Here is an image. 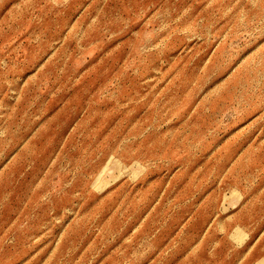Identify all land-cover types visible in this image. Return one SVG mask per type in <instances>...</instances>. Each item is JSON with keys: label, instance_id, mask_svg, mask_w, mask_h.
I'll return each instance as SVG.
<instances>
[{"label": "rangeland", "instance_id": "374dc122", "mask_svg": "<svg viewBox=\"0 0 264 264\" xmlns=\"http://www.w3.org/2000/svg\"><path fill=\"white\" fill-rule=\"evenodd\" d=\"M0 264H264V0H0Z\"/></svg>", "mask_w": 264, "mask_h": 264}, {"label": "crops", "instance_id": "0c3cea01", "mask_svg": "<svg viewBox=\"0 0 264 264\" xmlns=\"http://www.w3.org/2000/svg\"><path fill=\"white\" fill-rule=\"evenodd\" d=\"M245 228H246V226H244V229L243 230H245V232H247ZM236 229L241 230L240 227H237ZM243 230H241V231H243Z\"/></svg>", "mask_w": 264, "mask_h": 264}]
</instances>
